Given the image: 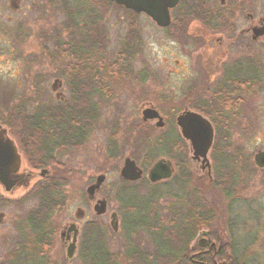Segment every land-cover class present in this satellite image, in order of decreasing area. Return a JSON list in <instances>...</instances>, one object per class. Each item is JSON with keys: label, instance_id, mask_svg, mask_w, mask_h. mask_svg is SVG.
Segmentation results:
<instances>
[{"label": "rangeland", "instance_id": "374dc122", "mask_svg": "<svg viewBox=\"0 0 264 264\" xmlns=\"http://www.w3.org/2000/svg\"><path fill=\"white\" fill-rule=\"evenodd\" d=\"M65 5V43L72 38V28L68 26L70 16L76 27H85L92 21L100 31L95 37L98 42L79 49L89 57L87 61L82 62L80 51L76 59L65 53V46L55 47L52 36L50 44L41 42L39 33L46 23L43 17L36 18L34 12H27L24 18L17 16L23 20V24L17 25L20 30L17 36L11 34L15 29L14 15L5 10L1 19L3 42H12L16 49L9 60L10 51L2 44L1 82L3 88L8 86L6 90H17L14 96L2 94L1 99L7 100L8 106H27L28 110L44 106L55 110L56 106L70 102L73 93L67 74L69 67L77 62L80 67H95L104 81L100 90L91 92L88 98L97 115L85 141L80 146H61L55 158L48 162L53 180L61 183L57 185H60L59 205H63L52 215L51 224L74 221V212L81 208L88 219L96 220L104 237L105 252L115 264H130L131 249L135 250V255L142 253L144 264H161L152 252L154 242H150L143 231L127 237L120 228L118 232L110 229V211L118 212L119 221L129 212L117 199V190L126 182L141 197L150 193L148 218L153 223L156 220V226L150 224L148 229L162 231L171 227L173 231L183 215H205L206 219L198 220L194 226V238L202 230H208L220 242L224 254L216 257L217 264H264V168H257L252 162L253 154L264 149V88L254 94H242L241 100L227 96L224 110L220 109L225 94L216 95L222 82L217 81L219 76L214 71L218 66L213 67L211 57L208 58L209 65L204 62V66L208 65L207 76L200 65L202 76L191 80L188 73L192 60L187 57L191 40L185 32L173 35V22L161 28L147 15L128 11L107 0H66ZM12 15L13 20L9 21L7 17ZM52 20L57 22L56 17ZM86 31L93 37L96 34L95 29ZM73 37L79 39L76 33ZM229 54H233L231 49ZM114 62H118L119 67L117 72L111 73L109 66ZM56 78L61 79V85L55 89L60 95L57 97L51 89ZM146 106L157 110L164 121L163 127H156L154 119H142L141 111ZM184 107L203 114L212 124L214 138L207 154L209 176L206 169L201 170L200 163L191 158L189 143L175 125L174 118ZM207 109L213 118L202 112ZM219 110L223 111L221 118L216 117ZM17 111L18 121L22 115H27L25 110ZM169 126L176 128L183 144L174 153L172 146L170 156L162 155L154 160L169 159L174 170L170 178L151 183L146 174L154 161L145 165V152L153 137L165 133ZM216 129L221 133L218 138ZM113 144L116 155L110 158L109 148ZM217 153L226 154L229 159L224 169H217L214 160ZM125 157L133 159L143 169L140 179L129 182L120 177L119 169ZM99 174L106 177L94 197L107 199V212L95 216L92 209L95 201L88 200L86 187ZM16 200L18 204L21 202L20 195ZM32 202L23 203V208L17 209L13 203L9 204L6 223L0 225V261L13 248L12 239L18 233L16 225L22 223H18L22 219L18 216L29 206L34 207L36 200ZM193 243L192 238L186 264L190 263L188 257ZM54 249L50 255H59L65 264H83L77 254L64 260L60 249ZM38 261L37 264H42V258Z\"/></svg>", "mask_w": 264, "mask_h": 264}, {"label": "flooded vegetation", "instance_id": "af4514ba", "mask_svg": "<svg viewBox=\"0 0 264 264\" xmlns=\"http://www.w3.org/2000/svg\"><path fill=\"white\" fill-rule=\"evenodd\" d=\"M65 2L66 0H0V225L6 223L10 203H13L17 209V207L23 208V203L28 205L30 202L33 203V199L36 200L34 207L29 206L25 213L18 216H22L18 222L22 223L21 226L16 225L18 233L12 239L13 248L6 253L0 264H37L40 258H42V264H65L59 255L56 257L50 255L55 247L60 249L59 252L63 254L64 260H70L77 254L81 262L85 264L82 254L87 253L88 250L96 253L98 237L104 243L103 235L101 233L98 235L100 230L96 220L88 219L81 208H77L74 212V221L64 220L56 225L50 222L52 215L63 207V205H56L60 199L58 194L60 185H57L60 181L53 180L54 174H51L48 168V162L55 158L62 146L58 145L61 144L60 141L64 135L62 125L45 120L48 107L40 106L35 110H28L27 106L20 108L15 105L8 106V101L1 99L2 94L14 96L17 91L6 90L8 86L3 88L1 82L2 44L6 45L5 48L10 51L9 60L12 59V53L16 50L12 42L6 44L3 42L1 24L3 12L9 10L14 15L15 29L11 34L16 36L20 33L17 25L23 24V20L17 18L18 15L24 18L27 12H34L36 18L43 17L46 24L39 33V40L50 44L52 36V43L59 48L65 46ZM172 10L173 14H171ZM169 14L170 24L173 22V35L185 32L191 40L188 43L187 54V57L192 60L188 73L191 80L202 76L200 65L204 76H207L208 58L211 57V65L218 66L214 69L219 76L217 81H222L216 95L225 94V98L233 96L240 99L242 94H254L262 87L264 88V0H173V7L169 8ZM13 15L7 19L12 21ZM53 17H56V23H53ZM173 38L176 39L175 36ZM230 49L233 54H229ZM204 62H206L205 66ZM203 81L206 82L205 79ZM60 85L61 79H54L51 89L55 97L59 95L55 89ZM59 108L64 109V105ZM17 110L27 112L26 116L22 115L20 121H18ZM184 110L196 111L184 107L178 114ZM35 117L38 121H34ZM169 161L173 169V162ZM205 169L209 176L210 170L208 173L207 168ZM39 191H48L52 194L53 201L58 202L55 205H49L50 211L41 222V232L35 233V221L44 214L42 208L45 207L39 199L40 195L37 193ZM18 195L21 200L19 204L16 200ZM94 196L95 194L92 198L88 197V200L96 202L101 199H95ZM105 200V211L96 214L93 210L95 216H101L107 212V199ZM112 213L115 214L114 226L111 225ZM109 217V226L113 232H118L120 228L129 237L137 231H143L150 237V242L155 241L156 232L153 233V239L151 233L149 234L143 227L132 228L126 218L121 217L119 221L117 211H110ZM153 226H156V220ZM210 234V231L202 230L195 238L193 237L194 243L190 246L188 257L189 264H217L216 257L224 254L223 246ZM101 247L103 249L104 244ZM67 252L71 253L70 257H67ZM152 252L155 253V249ZM93 263L99 264L98 259Z\"/></svg>", "mask_w": 264, "mask_h": 264}, {"label": "trees", "instance_id": "16d2710c", "mask_svg": "<svg viewBox=\"0 0 264 264\" xmlns=\"http://www.w3.org/2000/svg\"><path fill=\"white\" fill-rule=\"evenodd\" d=\"M107 1L110 4L113 2L115 3V0ZM68 26L72 28L70 31L72 38L69 42L67 41L65 43V53L69 55L71 54L77 59L80 56V54L78 53L81 49L89 44L92 47L94 42H98L97 38L95 37L96 35H98L99 30L97 31V26L96 24L94 26V24H92V21L88 22V25L85 27H76V24L71 19V16L68 22ZM86 29H95V36H91L92 33L90 34L89 31L87 32ZM75 33L79 35V39H75L73 37ZM81 59L82 62H84V59L85 61H87L89 57L87 58L83 55V53H81ZM118 64V62H114L112 65H110L109 71L111 73L117 72V69L119 67ZM77 65H79V62L69 67L67 74L68 81L71 85V90L73 93L71 96L72 100L70 102H66V104L64 105V109H60L58 106H56L55 110L54 108H49L47 112V118L45 119L50 122H55L62 125V127L64 128V135L62 137V141H60L61 144H57L67 147L80 146L85 141L86 136L91 128L92 121L95 120V117L97 115L95 113L94 106L90 103V101H88V98L91 92L99 91L101 87L100 85H102L104 82L103 78H101L99 74H97V69L95 67L86 68L84 65H82L81 67ZM224 104H226L225 97L219 104L220 107H222L220 109L224 110ZM202 112L207 117L213 118L208 109ZM222 112V110H219L216 114V117L221 118L223 116ZM34 121H38V119L35 117ZM220 134V131L216 129L217 138ZM181 144H183V141L179 136L176 128L174 126H169L165 133L154 136L151 143H149L145 152L146 157L144 159V164L149 166L151 162H153L159 156H170L172 153V146L174 153L176 148L181 147ZM180 154L182 153H179V155ZM217 154L218 155L214 157V160L217 163V169H224L227 166L229 159L227 158L226 154ZM115 155L116 150L113 144L109 148V156L110 158H112ZM129 185L131 184L125 182V184H123L117 190V199L122 202V205H125L129 208L126 219L129 220L128 223L130 224V226L132 228L143 227L149 233H151L153 239V233L156 232V237L154 239L155 241L153 242L155 245L156 258L161 261V264H177L175 262L179 259H181L179 264H186V252L188 251V244L195 235L194 226L196 225V222L198 220L200 222H203L206 219L205 215H183V217L180 218L179 221H177V224L179 225H176L173 231L171 230V227L164 228L162 229V231H154L153 229H148V225L151 224L153 226V222H150L151 219L148 218L150 215L149 205H151L150 193H148L144 197H141L137 194L136 190ZM37 193L40 195L39 199L41 203H43L46 207L45 208L42 206V212L44 214L38 217L39 219L35 221L34 225V232L40 233L42 227L41 222L45 218L46 213L50 211L49 205H55V203L57 202L53 201L52 194H49L48 191H39ZM128 196L130 197L128 198ZM56 205H59V203H57ZM193 205H196V203H194ZM98 235H100V231H98ZM84 243L87 244L86 242ZM96 244V253H94V251L88 250L87 253L82 254V259L84 260V262H86V264H94L93 261L98 259L99 264H115V262H113V260L105 253L104 247L102 249L101 245L103 244V242H101L100 237H98ZM134 251L135 250L132 249L129 251L131 255L130 264H144L143 256L141 255L142 253L140 252L141 254L138 253V255H135Z\"/></svg>", "mask_w": 264, "mask_h": 264}, {"label": "water", "instance_id": "95a60500", "mask_svg": "<svg viewBox=\"0 0 264 264\" xmlns=\"http://www.w3.org/2000/svg\"><path fill=\"white\" fill-rule=\"evenodd\" d=\"M116 4L122 5L125 8L131 9L134 12H144L149 16L157 26L167 27L170 24L169 8L173 7V0H115ZM142 119L155 120L156 127L164 126V121L157 110L152 106H146L142 109ZM176 125L179 128V133L190 146L191 158L199 161L200 169L207 168L209 173V160L207 154L212 146L214 131L210 121L202 114L196 111L184 110L176 116ZM252 162L257 168H264V150H258L253 154ZM171 163L168 159L159 158L147 170V178L151 183H155L162 179H168L172 176ZM143 170L137 166L135 161L129 157H125L119 169L120 177L125 181H136L142 177ZM105 179L104 174H99L95 177L94 182L86 187V193L89 198H92L95 192ZM106 200L98 199L93 210L96 214H101L105 211ZM115 214L111 215V225H115ZM71 253L67 252V257Z\"/></svg>", "mask_w": 264, "mask_h": 264}]
</instances>
